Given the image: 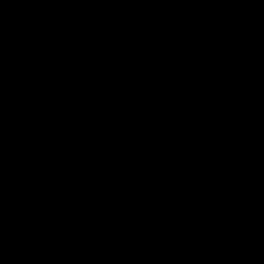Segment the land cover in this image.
Instances as JSON below:
<instances>
[{
	"label": "water",
	"instance_id": "water-1",
	"mask_svg": "<svg viewBox=\"0 0 264 264\" xmlns=\"http://www.w3.org/2000/svg\"><path fill=\"white\" fill-rule=\"evenodd\" d=\"M0 264H264V0H0Z\"/></svg>",
	"mask_w": 264,
	"mask_h": 264
}]
</instances>
